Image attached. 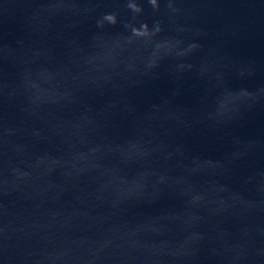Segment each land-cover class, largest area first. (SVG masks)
I'll return each instance as SVG.
<instances>
[{
  "label": "water",
  "instance_id": "1",
  "mask_svg": "<svg viewBox=\"0 0 264 264\" xmlns=\"http://www.w3.org/2000/svg\"><path fill=\"white\" fill-rule=\"evenodd\" d=\"M0 264H264V0H0Z\"/></svg>",
  "mask_w": 264,
  "mask_h": 264
}]
</instances>
